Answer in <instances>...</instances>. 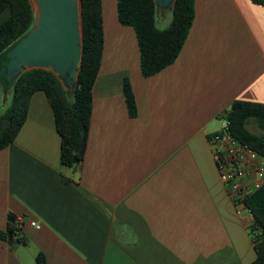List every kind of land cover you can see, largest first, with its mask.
Returning a JSON list of instances; mask_svg holds the SVG:
<instances>
[{
	"label": "crops",
	"instance_id": "obj_1",
	"mask_svg": "<svg viewBox=\"0 0 264 264\" xmlns=\"http://www.w3.org/2000/svg\"><path fill=\"white\" fill-rule=\"evenodd\" d=\"M116 2L100 0L103 45L81 161L61 164L53 111L35 90L0 150V230L8 213L20 217L17 233L46 264H249L254 239L207 138L234 100L264 103V5L194 0L176 58L143 76ZM10 244L0 238V264H21Z\"/></svg>",
	"mask_w": 264,
	"mask_h": 264
},
{
	"label": "trees",
	"instance_id": "obj_2",
	"mask_svg": "<svg viewBox=\"0 0 264 264\" xmlns=\"http://www.w3.org/2000/svg\"><path fill=\"white\" fill-rule=\"evenodd\" d=\"M264 5V0H251ZM117 17L121 24L133 28L143 76L151 75L178 55L194 15V0H175L169 21L159 27L155 18L153 0H117ZM7 16L0 22V59L2 51L13 44L33 22L28 0H0V14ZM82 58L77 84L72 95H67L53 73L44 69H29L15 80L6 103L0 89V150L13 141L23 124L29 98L35 90H42L53 111L55 128L60 136V162L71 166L83 157L91 112V89L94 83L103 45L100 0H81ZM124 92L131 110L133 97L128 83ZM227 129L240 141L264 156V103L234 100L226 115ZM252 122L259 130L247 128ZM252 213L248 225L254 239L255 258L249 264H264V184L246 198ZM8 226L0 230V238H13L11 247L26 239L17 233L14 215L8 213ZM37 264H46L42 253L35 254Z\"/></svg>",
	"mask_w": 264,
	"mask_h": 264
},
{
	"label": "water",
	"instance_id": "obj_3",
	"mask_svg": "<svg viewBox=\"0 0 264 264\" xmlns=\"http://www.w3.org/2000/svg\"><path fill=\"white\" fill-rule=\"evenodd\" d=\"M28 1L33 22L2 51L0 89L9 94L22 72L39 68L53 73L65 93L72 95L82 58L81 0ZM174 2L153 0L156 21L165 19L167 12L171 13ZM7 241L13 242L10 233L7 234ZM14 253L21 264H37L23 242L15 246Z\"/></svg>",
	"mask_w": 264,
	"mask_h": 264
},
{
	"label": "built area",
	"instance_id": "obj_4",
	"mask_svg": "<svg viewBox=\"0 0 264 264\" xmlns=\"http://www.w3.org/2000/svg\"><path fill=\"white\" fill-rule=\"evenodd\" d=\"M207 141L226 194L237 214L249 225L253 218L246 198L264 184V156L235 137L227 129V122L222 129L210 133ZM16 221L20 224L22 219L19 217ZM29 224L39 227L33 221Z\"/></svg>",
	"mask_w": 264,
	"mask_h": 264
},
{
	"label": "rangeland",
	"instance_id": "obj_5",
	"mask_svg": "<svg viewBox=\"0 0 264 264\" xmlns=\"http://www.w3.org/2000/svg\"><path fill=\"white\" fill-rule=\"evenodd\" d=\"M167 13H168V17L170 18V12H167ZM5 14H7V11H4L0 14V19H2ZM158 26H161V25H158ZM1 94L3 95V97H2L3 102L6 103L8 98H9V94H7V92H2V89H1ZM5 97H7V98H5ZM247 128L253 132L259 131L252 122H249L247 124Z\"/></svg>",
	"mask_w": 264,
	"mask_h": 264
}]
</instances>
